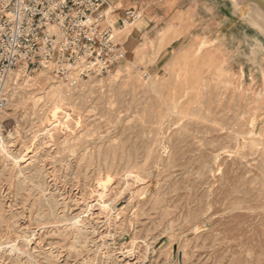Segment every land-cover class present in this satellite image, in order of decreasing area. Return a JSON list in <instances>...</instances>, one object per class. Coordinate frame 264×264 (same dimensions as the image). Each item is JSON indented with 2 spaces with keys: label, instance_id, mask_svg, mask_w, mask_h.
<instances>
[{
  "label": "rangeland",
  "instance_id": "1",
  "mask_svg": "<svg viewBox=\"0 0 264 264\" xmlns=\"http://www.w3.org/2000/svg\"><path fill=\"white\" fill-rule=\"evenodd\" d=\"M222 20L212 51L121 28L119 66L77 88L10 76L0 264H264V57Z\"/></svg>",
  "mask_w": 264,
  "mask_h": 264
},
{
  "label": "built area",
  "instance_id": "2",
  "mask_svg": "<svg viewBox=\"0 0 264 264\" xmlns=\"http://www.w3.org/2000/svg\"><path fill=\"white\" fill-rule=\"evenodd\" d=\"M110 2L0 0V88L22 66L26 74L46 71L71 88L108 76L123 57L105 12ZM139 20L126 12L120 27ZM5 105L0 99V110Z\"/></svg>",
  "mask_w": 264,
  "mask_h": 264
},
{
  "label": "crops",
  "instance_id": "3",
  "mask_svg": "<svg viewBox=\"0 0 264 264\" xmlns=\"http://www.w3.org/2000/svg\"><path fill=\"white\" fill-rule=\"evenodd\" d=\"M226 5H229L228 8ZM129 11L140 16V20L135 24V31L138 34H132L140 45L151 40L154 41L153 44L158 45L166 32L169 33L168 38L172 37L173 33L178 35V38L173 39L162 52L174 50L179 42L188 37L189 44L186 49L195 37H199L208 47L213 48L209 44L211 42L209 36L210 27L215 25V21L223 19L222 26L218 25L221 27L218 36H224L227 32L225 25L233 31L236 28L241 29L243 25L234 4L229 0H111L105 7V12L108 15V23L116 34L123 33L120 32V22ZM205 26L207 28L204 29ZM129 44L128 51H132L131 39L128 41Z\"/></svg>",
  "mask_w": 264,
  "mask_h": 264
},
{
  "label": "bare ground",
  "instance_id": "4",
  "mask_svg": "<svg viewBox=\"0 0 264 264\" xmlns=\"http://www.w3.org/2000/svg\"><path fill=\"white\" fill-rule=\"evenodd\" d=\"M230 1V0H229ZM231 2V1H230ZM229 4V3H228ZM229 5H226V8H228ZM107 14V13H106ZM135 25H125V27H120V28H126V27H129V28H133ZM134 30V28H133ZM169 35L168 32L165 33L164 35ZM174 36L178 37V35L176 33H173ZM244 41H245V45L247 46V48L249 49L250 51V55L251 56H263L264 57V30L260 28L259 26V23L258 21L255 22V21H252V20H247L246 22V25H245V28H244ZM196 38V37H195ZM206 51H212L211 48H205ZM218 52V51H216ZM189 55V53H187ZM191 57V55H189L188 59ZM122 60V58H121ZM121 63V61H120ZM119 66V65H118ZM117 66V67H118ZM116 67V68H117ZM115 68V69H116ZM188 64H186V68H185V71H187L188 69ZM113 69L112 72L115 70ZM237 69V68H236ZM16 71H20L21 73H26V67L25 66H22L20 67L18 70H15L13 71L7 81H6V84L10 81V76L13 75L14 72ZM184 71V73H185ZM40 73L38 75V84L41 86V87H44L47 86V82H48V78H49V73L46 72V71H41V72H38ZM37 73V74H38ZM49 74V75H48ZM217 75L220 79H224V78H227L230 80V82H232L233 84H236V80L237 77H238V83L240 84L241 83V75L242 73H238L237 75H232V73H229L228 71H226L224 69V66L221 64L219 70L217 71ZM243 77V76H242ZM235 80V81H234ZM5 84V86H6ZM238 84V85H239ZM262 92V91H261ZM256 93V92H255ZM179 256V255H178Z\"/></svg>",
  "mask_w": 264,
  "mask_h": 264
},
{
  "label": "water",
  "instance_id": "5",
  "mask_svg": "<svg viewBox=\"0 0 264 264\" xmlns=\"http://www.w3.org/2000/svg\"><path fill=\"white\" fill-rule=\"evenodd\" d=\"M237 11V14L245 22L252 20L259 23L264 30V0H230Z\"/></svg>",
  "mask_w": 264,
  "mask_h": 264
}]
</instances>
